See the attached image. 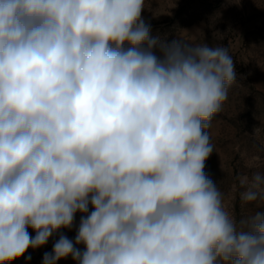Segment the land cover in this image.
I'll return each instance as SVG.
<instances>
[{"label": "clouds", "instance_id": "obj_1", "mask_svg": "<svg viewBox=\"0 0 264 264\" xmlns=\"http://www.w3.org/2000/svg\"><path fill=\"white\" fill-rule=\"evenodd\" d=\"M144 10L0 0V264L55 235L43 264H264V212L237 220L204 171L234 61ZM237 181L241 207L264 201V172Z\"/></svg>", "mask_w": 264, "mask_h": 264}, {"label": "rangeland", "instance_id": "obj_2", "mask_svg": "<svg viewBox=\"0 0 264 264\" xmlns=\"http://www.w3.org/2000/svg\"><path fill=\"white\" fill-rule=\"evenodd\" d=\"M142 16L150 24L152 35L168 42L179 37L192 45L206 43L228 49L236 82L207 130L214 152L206 160L204 171L217 184L226 209L237 220L264 212L261 200L241 207V189L233 187L242 174L264 172V0H145ZM80 219L77 213L73 228L61 230L70 240H75ZM29 234L35 236L31 229ZM57 239L55 235L43 247L29 248L11 264H43L44 254L52 252ZM77 247L84 250L83 245ZM57 264L77 262L69 256Z\"/></svg>", "mask_w": 264, "mask_h": 264}]
</instances>
